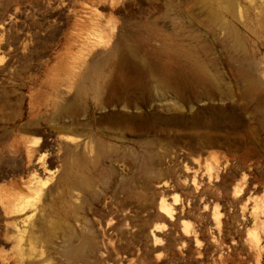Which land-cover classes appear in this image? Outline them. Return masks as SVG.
Wrapping results in <instances>:
<instances>
[{"label": "rangeland", "instance_id": "1", "mask_svg": "<svg viewBox=\"0 0 264 264\" xmlns=\"http://www.w3.org/2000/svg\"><path fill=\"white\" fill-rule=\"evenodd\" d=\"M0 264H264V0H0Z\"/></svg>", "mask_w": 264, "mask_h": 264}, {"label": "bare ground", "instance_id": "2", "mask_svg": "<svg viewBox=\"0 0 264 264\" xmlns=\"http://www.w3.org/2000/svg\"><path fill=\"white\" fill-rule=\"evenodd\" d=\"M121 61L122 62H124L125 61V57H124V55L121 57ZM201 71H203V68L202 67H200V72ZM192 77L194 78V80L195 81H201L200 79H199V76H198V74L197 73H195L194 74V72H193V74H192ZM242 77H243V79H244V81L246 82V83H248L249 85H251V86H254L255 85V83H256V81H255V79L253 78V76H251L250 75V73L248 72V71H246V70H243L242 71ZM181 84H184L183 82H181ZM180 84V85H181ZM179 85V87L180 88H178L177 90H176V94L178 95V97L179 98H181V99H183V95H182V92H181V89H182V86L183 85H181L180 86ZM190 103H188L187 105H186V103H183V101L181 102V103H178L177 105H175V111L177 112V115H175V116H173L172 118L174 119V120H176V121H178L179 123H185L186 121H188V119L189 118H194L195 117V111H194V107L193 106H190L189 105ZM185 105H186V110H187V113H184V108H185ZM209 109H211V108H213L212 106H209L208 107ZM190 117H189V116ZM196 118V117H195ZM184 128H189L188 126H187V124L184 126ZM42 167H45L44 165L42 166ZM46 169V168H45ZM29 205H30V202H28V201H22V202H19L18 204H16L15 206H14V212L15 213H21V212H24L25 210H27V209H29L28 207H29ZM175 209V208H174ZM159 210H160V212L162 213V214H164L166 217H170V216H172V214H173V210H172V208H171V205L167 202V200H166V198H161V200H160V202H159ZM24 221V220H23ZM22 221V222H23ZM19 223H21V222H19ZM24 223V222H23ZM20 225V224H19ZM19 225H18V227H19ZM22 227V226H21ZM25 227V226H24ZM20 228V227H19ZM23 230H24V228H23ZM23 230H20L19 232V236H20V238H23V236H22V232H25L26 233V228H25V231H23ZM30 232V231H29ZM35 233V232H34ZM27 234H28V232H27ZM24 235V234H23ZM30 235V237H28L27 239H26V241H27V244L25 243L24 245L26 246V247H28V248H30L31 247V244H32V240H30L31 239V235H32V233L31 234H29ZM34 238V237H33ZM25 241V242H26ZM253 242H254V244H255V246H258V242H259V238H258V236H254V239H253ZM34 244V243H33ZM35 245V244H34ZM33 247H35V246H33ZM27 248V249H28ZM24 250V249H23ZM23 250H22V252H23ZM26 250V249H25ZM27 251H29V249L28 250H26V252ZM30 252V251H29ZM23 254V253H22Z\"/></svg>", "mask_w": 264, "mask_h": 264}]
</instances>
